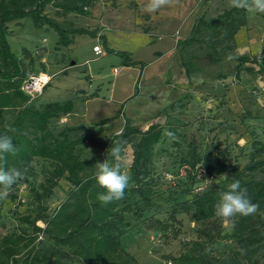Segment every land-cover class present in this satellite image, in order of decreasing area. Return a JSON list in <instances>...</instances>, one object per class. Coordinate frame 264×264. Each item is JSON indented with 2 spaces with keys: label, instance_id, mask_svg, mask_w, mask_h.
<instances>
[{
  "label": "rangeland",
  "instance_id": "obj_1",
  "mask_svg": "<svg viewBox=\"0 0 264 264\" xmlns=\"http://www.w3.org/2000/svg\"><path fill=\"white\" fill-rule=\"evenodd\" d=\"M148 2L96 0L88 15L65 16L75 24L96 27L99 33L102 29L108 46L130 52L134 59L145 63L143 68L139 64L123 65L116 54L102 52L95 55L93 45L102 49L101 40L96 37L76 35L71 45L57 47L55 33L51 29L35 27L29 16L7 23L6 40L11 52L25 62L22 48L33 57L27 75L40 71L50 75L49 83L34 100L36 105L58 98H74V109L50 123L58 127L84 125L87 133L81 144V158L90 162L85 174L95 172V164L101 162L105 140L110 133L121 129L123 116L141 128L159 122L165 132L170 129L168 133L174 134L155 145L152 206L139 218L128 215L130 226L122 236L124 247L137 261L155 264L165 255H177L182 242L196 238L200 224L178 213L181 233L173 238L170 231L147 229L145 221L166 219L172 203L187 198L189 191L205 189L220 179L232 183L231 169L241 168L248 161L251 133L264 141V73L256 75L241 71L236 81L230 73L235 62L222 56V60L211 64L201 60L190 79L187 77L181 82L182 74L178 69L186 53L174 47V41L189 36L200 14L210 18L230 7L229 0H172L170 5L155 13L145 11ZM46 11L54 14L51 8ZM244 19L245 24L235 34L236 46L241 54L254 56L256 63L264 64V13L245 11ZM145 28L147 33L143 32ZM246 65L258 68L257 64ZM218 74L226 78H218ZM94 91L97 92L95 96L84 99V94ZM177 99L182 106L172 110L169 103ZM118 110L121 113L116 116ZM247 112L256 116L245 117ZM191 138L196 139L203 160L218 161L221 170L218 173L208 161L204 162L198 167L195 182L189 185L185 179V161ZM124 158L128 171L129 146ZM49 163L34 158L27 180L22 179L5 199H0V236L19 232L22 228L30 230L20 223L19 217L34 215L33 190L44 179ZM70 187L65 179H60L46 201L49 212L65 199ZM37 224L43 225L41 221ZM222 226L224 237L210 244L214 254L235 246L230 236L232 227L224 222ZM260 251L264 252V247Z\"/></svg>",
  "mask_w": 264,
  "mask_h": 264
},
{
  "label": "trees",
  "instance_id": "obj_2",
  "mask_svg": "<svg viewBox=\"0 0 264 264\" xmlns=\"http://www.w3.org/2000/svg\"><path fill=\"white\" fill-rule=\"evenodd\" d=\"M95 1L0 0V133L12 136L19 148L15 156H7L6 167L20 169L25 173L23 180H27L31 175L30 162L34 158L50 162L44 179L33 190L34 215L19 217L20 223L26 224L30 230L22 228L19 232L0 236V264H145L127 251L122 236L130 226L127 216L139 218L152 206L155 145L171 137L168 135L170 129L165 132L159 122L141 128L123 116L121 129L110 133L105 140L101 162L112 159L109 155L112 146L120 144L123 156L129 146L131 180L122 200L102 205L97 197L105 189L92 179L94 173L85 174L90 162L81 158V144L87 133L84 125L58 127L50 123L74 109V98H58L36 105V97L30 99L20 89L34 59L26 48H22L21 53L27 62L14 55L6 40L7 23L29 16L35 27L51 29L55 33L57 47L71 45L76 35L97 37L101 40L103 54L119 55L123 65L139 64L143 68L145 63L134 59L130 52L108 46L105 35L97 34L96 27L75 24L65 18L67 14L88 15ZM47 8L53 9L54 14L48 13ZM244 13L245 10L230 6L214 17L206 18L200 14L189 36L176 41V48L185 50L182 66L189 79L201 60L216 63L228 53L236 57L230 71L236 81L241 71L256 75L264 73V64L256 63L254 56L235 51V34L245 24ZM147 31V28L143 29V32ZM247 63L257 64L258 68ZM217 77L226 78L222 74ZM95 95L94 91L83 96L87 99ZM180 106L179 99L169 103L172 110ZM120 113L118 110L116 116ZM244 116L256 115L247 112ZM9 127L15 131H8ZM251 138L248 161L241 168L233 167L230 174L247 188L251 200L260 207L255 215L236 218V226L230 233L235 246L220 254H214L210 249V244L224 237L223 221L215 215V204L219 193L226 191L229 184L227 179H220L205 189L189 191L185 199L174 201L166 219L149 218L145 221L147 229L170 231L173 238L181 233L178 213L200 224L195 239L182 242L177 255L168 254L159 261L170 260L171 264H264V252L260 251L264 247V141L254 133ZM186 153L185 179L189 185L195 182L198 167L204 162L208 161L216 172H220L218 161L203 160L195 138L189 139ZM60 179H65L71 187L65 199L49 212L46 201ZM38 221L43 225H38Z\"/></svg>",
  "mask_w": 264,
  "mask_h": 264
},
{
  "label": "clouds",
  "instance_id": "obj_3",
  "mask_svg": "<svg viewBox=\"0 0 264 264\" xmlns=\"http://www.w3.org/2000/svg\"><path fill=\"white\" fill-rule=\"evenodd\" d=\"M171 3L172 0H149L145 11L155 13ZM229 4L231 7L245 10L251 14L264 13V0H229ZM225 59L231 62L236 57L234 54L228 53ZM8 131L15 130L9 127ZM168 135L173 136L174 134L168 133ZM122 151L121 145L116 144L110 148L111 160L105 159L103 162L95 164L96 170L92 179L105 189V192L98 194L97 197L104 206L122 200L131 180V176L126 170L127 165ZM18 152L19 148L14 144L12 136L7 133L0 134V199H5L13 186L24 178L25 173L20 169L6 167L7 156H15ZM259 207L258 203L251 200L247 188L242 187L239 180H234L228 185L226 191L219 193V200L215 204V215L228 226L235 228L238 216L255 215L259 211Z\"/></svg>",
  "mask_w": 264,
  "mask_h": 264
},
{
  "label": "built area",
  "instance_id": "obj_4",
  "mask_svg": "<svg viewBox=\"0 0 264 264\" xmlns=\"http://www.w3.org/2000/svg\"><path fill=\"white\" fill-rule=\"evenodd\" d=\"M92 51L95 55H100L103 50L99 45H93ZM50 75L44 71L28 74L22 81L20 89L29 96L30 99L35 98L42 93L44 87L49 83ZM156 264H171L170 260H161Z\"/></svg>",
  "mask_w": 264,
  "mask_h": 264
},
{
  "label": "crops",
  "instance_id": "obj_5",
  "mask_svg": "<svg viewBox=\"0 0 264 264\" xmlns=\"http://www.w3.org/2000/svg\"><path fill=\"white\" fill-rule=\"evenodd\" d=\"M101 31V33H97V34H103L102 33V29L100 30ZM97 38V37H96ZM176 46V43H175V41H174V47ZM237 53L238 54H241V52L238 50V47H237ZM158 54H160L159 52H158ZM45 67H46V65H45ZM45 67H44V69H45ZM180 68H181V71H180ZM180 68L178 69V71L179 72H181V78L179 79L181 82H185V80L187 79V76H186V74H185V72H184V68H183V66H180ZM117 71V70H116ZM186 78V79H185ZM96 94H97V92H96ZM84 95H87V94H84ZM88 99V98H87Z\"/></svg>",
  "mask_w": 264,
  "mask_h": 264
}]
</instances>
